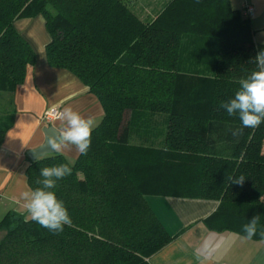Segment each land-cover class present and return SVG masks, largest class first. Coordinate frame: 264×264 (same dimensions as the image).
Here are the masks:
<instances>
[{
    "label": "trees",
    "instance_id": "1",
    "mask_svg": "<svg viewBox=\"0 0 264 264\" xmlns=\"http://www.w3.org/2000/svg\"><path fill=\"white\" fill-rule=\"evenodd\" d=\"M241 10L230 0H164L142 18L125 0H0V91L23 83L35 62L14 23L41 14L48 64L74 74L104 112L87 155L69 162L55 152L25 171L35 189L41 168H72L53 189L71 225L53 233L7 213L0 264H149L172 237L148 195L217 201L204 220L215 232L246 236L258 216L252 239L264 240V122L241 130L221 107L264 51ZM7 126L0 121V146ZM137 132L146 143L129 141ZM241 175L242 185L229 180Z\"/></svg>",
    "mask_w": 264,
    "mask_h": 264
},
{
    "label": "crops",
    "instance_id": "2",
    "mask_svg": "<svg viewBox=\"0 0 264 264\" xmlns=\"http://www.w3.org/2000/svg\"><path fill=\"white\" fill-rule=\"evenodd\" d=\"M244 3L254 8L249 17L252 26L264 29V13L260 12L264 0H243L239 9ZM14 26L33 49L35 62L27 66L23 83L12 92L0 91V121L8 125L0 146V220L7 213L27 216L21 198V193L30 189L25 175L30 164L26 153L43 143L45 126H61L58 120L45 124L43 113L54 105L60 110L71 107L85 118H94L96 126L104 114L96 96L74 74L48 64L45 47L50 36L41 14L18 19ZM261 35L254 31L255 42L264 43V33ZM143 134H132L129 141L146 143ZM153 134L150 141L155 143ZM58 154L69 162L79 155L74 146ZM145 199L172 237L147 259L149 264H264V240L232 231L215 232L205 225L217 201L163 195H148Z\"/></svg>",
    "mask_w": 264,
    "mask_h": 264
},
{
    "label": "clouds",
    "instance_id": "3",
    "mask_svg": "<svg viewBox=\"0 0 264 264\" xmlns=\"http://www.w3.org/2000/svg\"><path fill=\"white\" fill-rule=\"evenodd\" d=\"M255 62L257 69L246 78L239 80L240 87L234 97L221 103V107L228 115H238L241 130L256 128L264 122V51L255 56ZM50 114L53 119L61 122V126L53 129L52 134L47 137V144L52 151L61 153L66 148L74 146L78 154L87 155L91 147V134L96 126L94 118H85L71 107L57 111L55 105L50 110ZM71 174L72 168L68 164L46 166L40 169L41 179L37 181V184L41 186L21 193L23 207L27 212L26 222L31 219L53 233H60L65 225H71V217L64 202L58 199L53 191L57 187V181ZM245 179L243 175L229 177L232 183L239 185H242ZM258 222L259 217L254 216L243 226L247 238L250 239L256 234Z\"/></svg>",
    "mask_w": 264,
    "mask_h": 264
},
{
    "label": "rangeland",
    "instance_id": "4",
    "mask_svg": "<svg viewBox=\"0 0 264 264\" xmlns=\"http://www.w3.org/2000/svg\"><path fill=\"white\" fill-rule=\"evenodd\" d=\"M127 2V4L132 7L133 9H135L138 13V15L142 18L146 17V14H149L150 16L153 15V11H156L157 9H159L160 4L164 1V0H125ZM243 0H230L232 7L239 9L240 5L242 3ZM262 13H264V5H262L261 11ZM251 23V28L253 31L256 32V35L258 34V36H262L261 33H264V29H256V27H254V25L252 26V22Z\"/></svg>",
    "mask_w": 264,
    "mask_h": 264
},
{
    "label": "water",
    "instance_id": "5",
    "mask_svg": "<svg viewBox=\"0 0 264 264\" xmlns=\"http://www.w3.org/2000/svg\"><path fill=\"white\" fill-rule=\"evenodd\" d=\"M53 129L54 128L52 126H45L42 129V132L44 134L43 143L39 147H37L36 149L27 151V153H26V155L30 161H34L39 157L47 156V155H51V154L55 153L54 151H52L50 146L47 144V137H48V135L52 134Z\"/></svg>",
    "mask_w": 264,
    "mask_h": 264
},
{
    "label": "built area",
    "instance_id": "6",
    "mask_svg": "<svg viewBox=\"0 0 264 264\" xmlns=\"http://www.w3.org/2000/svg\"><path fill=\"white\" fill-rule=\"evenodd\" d=\"M241 12H242V15H243V16L249 18V17H251V16L253 15V13H254V8H253L251 5L244 3L243 6H242V10H241ZM51 109H52V108H51ZM51 109H47V110L43 113V115H42V120H43V122H44L45 124H49V123H51L53 120H55V119H53V116L50 114V110H51ZM59 110H60V109L57 108V111H59Z\"/></svg>",
    "mask_w": 264,
    "mask_h": 264
}]
</instances>
